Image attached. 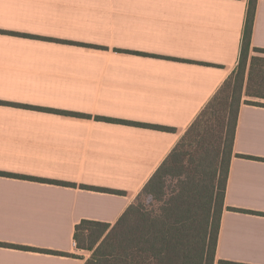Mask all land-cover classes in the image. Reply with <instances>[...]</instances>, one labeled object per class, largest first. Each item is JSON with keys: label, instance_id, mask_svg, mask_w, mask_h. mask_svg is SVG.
<instances>
[{"label": "crops", "instance_id": "0c3cea01", "mask_svg": "<svg viewBox=\"0 0 264 264\" xmlns=\"http://www.w3.org/2000/svg\"><path fill=\"white\" fill-rule=\"evenodd\" d=\"M250 1L0 0V172L77 185L0 175V243L78 256L0 246V264L92 257L76 226H115L237 71ZM251 43L246 84L264 0ZM246 101L264 104L243 97L214 264H264V106Z\"/></svg>", "mask_w": 264, "mask_h": 264}, {"label": "trees", "instance_id": "16d2710c", "mask_svg": "<svg viewBox=\"0 0 264 264\" xmlns=\"http://www.w3.org/2000/svg\"><path fill=\"white\" fill-rule=\"evenodd\" d=\"M255 8L256 0H251L237 71L188 129L172 154L117 224L112 227L103 222L83 220L76 226L74 240L77 248L92 252V257L85 264H124L125 261L127 264L215 263L240 107L244 96L264 99V49H253L258 55L251 59L246 84L248 60L252 51ZM245 104L264 106L254 101H246ZM46 111L71 114L56 110ZM98 119L128 123L110 118ZM129 124L159 131H176L165 126ZM0 175L69 187L77 186L22 175L1 172ZM82 189L126 194L90 186H82ZM0 246L56 256L78 257L63 252L4 243H0Z\"/></svg>", "mask_w": 264, "mask_h": 264}, {"label": "rangeland", "instance_id": "374dc122", "mask_svg": "<svg viewBox=\"0 0 264 264\" xmlns=\"http://www.w3.org/2000/svg\"><path fill=\"white\" fill-rule=\"evenodd\" d=\"M257 55H258V54H257ZM170 183H171V182H170ZM172 184H174V182H172ZM172 184H171V185H172Z\"/></svg>", "mask_w": 264, "mask_h": 264}, {"label": "snow or ice", "instance_id": "6c2138e0", "mask_svg": "<svg viewBox=\"0 0 264 264\" xmlns=\"http://www.w3.org/2000/svg\"><path fill=\"white\" fill-rule=\"evenodd\" d=\"M124 264H127V262L125 261Z\"/></svg>", "mask_w": 264, "mask_h": 264}]
</instances>
